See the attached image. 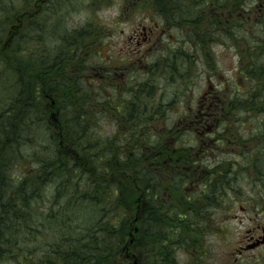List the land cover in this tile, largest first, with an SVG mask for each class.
Here are the masks:
<instances>
[{
	"label": "trees",
	"instance_id": "16d2710c",
	"mask_svg": "<svg viewBox=\"0 0 264 264\" xmlns=\"http://www.w3.org/2000/svg\"><path fill=\"white\" fill-rule=\"evenodd\" d=\"M78 7L0 0V264H184L181 249L207 264L235 178L264 176V0H122L119 18L143 11L160 32L181 30L133 74L148 29L119 66L113 22H60ZM227 44L236 82L186 109L192 77L219 74L213 45ZM227 141L243 146L209 163Z\"/></svg>",
	"mask_w": 264,
	"mask_h": 264
},
{
	"label": "rangeland",
	"instance_id": "374dc122",
	"mask_svg": "<svg viewBox=\"0 0 264 264\" xmlns=\"http://www.w3.org/2000/svg\"><path fill=\"white\" fill-rule=\"evenodd\" d=\"M77 4L79 7L74 9L70 14L62 16L60 22L68 20V24L73 26V22L79 24L82 21H85L88 17L93 16H96L98 19L108 24H112L113 22L115 27L114 25H110L114 29V35L110 40L112 46L111 55L113 57L112 59H117V65L119 66L123 63L119 58L121 55L127 56V51L132 53L140 48L139 45L130 41L131 36L134 37L135 34H138L139 36L143 27H154L155 21L159 22L158 18H153L150 14H146V12L143 11L134 12L132 10L129 13H126L123 18H119L122 0H110L109 4L100 5L96 10H94L92 5L88 3V0H77ZM167 28V32H160L159 29L154 27L155 30L151 33L152 39L143 45L146 47L144 48L146 49L144 50L145 54L141 53L138 56L142 58L141 62L133 64V66L130 65V69H128L127 72L133 74L138 66L142 67L145 62L153 61L157 56L165 54L167 49L164 43L166 42L167 37L171 34L179 36V32L181 31L179 28ZM164 33L166 34L164 35ZM48 40L50 41V38ZM108 47H110V45ZM213 49L217 51V53L219 52V74L217 72H215V74L214 72H207L203 67H200L201 70L196 72L197 74L195 73L194 77H192L194 78V82L192 83V88L188 94V98L192 100V102L191 104H188L186 109H189L190 106L196 109L195 107L198 106L196 103L200 99H202L199 101V103L202 102V104H200V107L202 108L206 100L203 95L205 94L208 96L210 94H218V90L222 86L221 82L224 78V82H227L226 84H229L232 78L235 79V82L237 80L236 64L238 57L235 51L228 44L218 46L213 45ZM143 55H145V57H143ZM127 64H129V60ZM117 71L121 74L120 69ZM209 84H211L210 87L212 88L210 90L207 89ZM207 90H209L210 93ZM171 94L172 89H167L165 97L168 98ZM174 111L183 112L181 107H174ZM225 146L221 147L213 144L210 147L209 153H207L209 154L208 162L215 164L218 160L228 157L236 150L241 149L243 145L228 142ZM253 147L254 146H248L250 150L249 153L255 154L254 150H251ZM240 173L242 174H238L237 178H235L240 186V190L238 191L237 189L235 191L234 187V189L227 192L226 201L223 202L226 210L218 209L216 211V214L218 215L217 221L218 223H222V232L218 234L210 232L205 236L203 241V246L206 244V246L211 248L210 254L203 257V260H206L207 264H263L259 255V251L261 250L259 249L260 247L251 251H244L242 255L235 256L233 259L235 249L240 248V246L243 245L246 246V242L249 241L246 238V235L248 234L247 231L254 228V234L261 235L263 234L262 231L264 228V176H261V178L258 177L250 168ZM237 201H240V203ZM123 237L124 239L120 240L122 244H120L122 247H127L129 241H127L125 236ZM188 252L190 251H186V249H181V251L178 252V258L181 262H186L190 259L187 256ZM198 257L199 255L197 254L195 258L197 259ZM249 257H251V259H249ZM245 258L248 259L249 262L245 261ZM135 261H137V259L134 258L133 255H129V257L124 258L122 264H135Z\"/></svg>",
	"mask_w": 264,
	"mask_h": 264
},
{
	"label": "flooded vegetation",
	"instance_id": "af4514ba",
	"mask_svg": "<svg viewBox=\"0 0 264 264\" xmlns=\"http://www.w3.org/2000/svg\"><path fill=\"white\" fill-rule=\"evenodd\" d=\"M262 232H263V234H261V235H255L254 234V228L249 230L248 231V235H247V240L250 241V244L256 245L251 250H254V249H256L259 246H263V252H262L261 260H262V262L264 264V228H263ZM236 251H241V253L243 252V250H238V249H236ZM234 253H235V251H234ZM235 256L237 257L238 254L235 253L233 259L235 258ZM249 259H251V257H249Z\"/></svg>",
	"mask_w": 264,
	"mask_h": 264
}]
</instances>
